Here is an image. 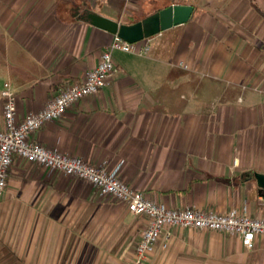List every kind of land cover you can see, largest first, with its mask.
I'll use <instances>...</instances> for the list:
<instances>
[{
    "label": "crops",
    "instance_id": "obj_1",
    "mask_svg": "<svg viewBox=\"0 0 264 264\" xmlns=\"http://www.w3.org/2000/svg\"><path fill=\"white\" fill-rule=\"evenodd\" d=\"M114 1L0 0V92L9 85L19 120L96 67L113 36L78 17L90 10L125 23L108 12ZM120 1L131 10L149 3ZM165 1L163 8L188 5ZM201 3L190 4L186 24L148 39L147 55L112 53L116 73L98 93L29 140L118 168L128 187L168 208L264 219L254 178L264 175V19L249 0ZM2 113L0 97V128ZM0 201L29 209L34 236L47 224L50 240L64 241V264H133L147 223L89 183L17 157ZM27 243L13 245L26 251L17 264H43L32 259L40 246ZM144 264H264V236L247 249L234 234L167 228Z\"/></svg>",
    "mask_w": 264,
    "mask_h": 264
},
{
    "label": "built area",
    "instance_id": "obj_2",
    "mask_svg": "<svg viewBox=\"0 0 264 264\" xmlns=\"http://www.w3.org/2000/svg\"><path fill=\"white\" fill-rule=\"evenodd\" d=\"M150 50L148 39L127 43L117 36L100 54L98 64L83 79L61 90L40 111L21 120L17 118L14 94L4 84L0 97L3 99V127L0 128V197L6 191L8 171L13 157L36 164L50 173L59 172L77 178L93 186L103 195L112 197L126 206L134 216H143L147 223L140 235L133 264H144L153 254L162 233L167 228L208 230L240 237L242 244L251 249L255 237L264 236V219L253 218L235 209L226 214H214L195 209H172L149 200L141 192L128 187L118 176V168L93 166L77 157L49 150L29 140L34 132L46 124L60 119L65 112L84 97L95 95L114 76L116 67L113 51L142 57ZM169 234H165V239ZM165 247V245H163Z\"/></svg>",
    "mask_w": 264,
    "mask_h": 264
},
{
    "label": "rangeland",
    "instance_id": "obj_3",
    "mask_svg": "<svg viewBox=\"0 0 264 264\" xmlns=\"http://www.w3.org/2000/svg\"><path fill=\"white\" fill-rule=\"evenodd\" d=\"M153 1V2H152ZM169 2L173 0H167ZM188 5L192 4L197 7L202 6V1L204 0H178ZM261 9L264 10V0H254ZM125 1L116 0L111 5H105L109 10L110 14H115L122 20H127L128 18L134 20H141L161 9L165 5L166 1L159 0V2H154V0H148L149 3L143 4L138 10H131L125 7ZM152 2V3H151ZM75 6V5H74ZM127 6V5H126ZM72 17V15H71ZM113 54L119 57L121 60H131L136 59L137 56L127 53H122L120 51H113ZM30 211L28 208H24L19 203L5 204L0 201V264H17L19 258H24L25 252H18L13 250V245L18 242L25 244L34 243L36 246L44 250L33 251L32 259H38L40 262H46L47 264H64V241L59 243V237L53 235L52 240H50V235L45 234L47 224H44V228H38L39 232L44 229V235H33V229L36 224L35 219H31L29 216ZM25 216V218H24ZM29 216V217H28ZM63 247L58 250L60 246ZM48 248V249H47ZM55 249V250H54ZM129 264L131 262H128Z\"/></svg>",
    "mask_w": 264,
    "mask_h": 264
},
{
    "label": "water",
    "instance_id": "obj_4",
    "mask_svg": "<svg viewBox=\"0 0 264 264\" xmlns=\"http://www.w3.org/2000/svg\"><path fill=\"white\" fill-rule=\"evenodd\" d=\"M194 10L191 5H169L132 24H122L98 13L85 10L78 20L132 44L186 24L191 19ZM254 178L264 199V175L256 173Z\"/></svg>",
    "mask_w": 264,
    "mask_h": 264
},
{
    "label": "trees",
    "instance_id": "obj_5",
    "mask_svg": "<svg viewBox=\"0 0 264 264\" xmlns=\"http://www.w3.org/2000/svg\"><path fill=\"white\" fill-rule=\"evenodd\" d=\"M251 7L264 19V10L259 7V5L254 0H249ZM77 14H75L76 16ZM139 20H134L131 18H128L125 23L122 24H132Z\"/></svg>",
    "mask_w": 264,
    "mask_h": 264
}]
</instances>
